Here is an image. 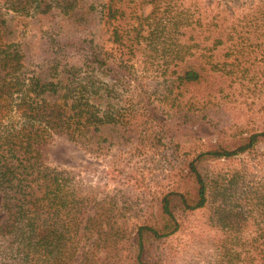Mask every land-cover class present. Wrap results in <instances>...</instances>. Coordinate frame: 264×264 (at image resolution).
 <instances>
[{"label": "trees", "instance_id": "16d2710c", "mask_svg": "<svg viewBox=\"0 0 264 264\" xmlns=\"http://www.w3.org/2000/svg\"><path fill=\"white\" fill-rule=\"evenodd\" d=\"M0 200V264H264V0H0Z\"/></svg>", "mask_w": 264, "mask_h": 264}, {"label": "rangeland", "instance_id": "374dc122", "mask_svg": "<svg viewBox=\"0 0 264 264\" xmlns=\"http://www.w3.org/2000/svg\"><path fill=\"white\" fill-rule=\"evenodd\" d=\"M256 93L258 94L257 90ZM257 94L250 93L246 88L237 94L238 112L241 121L251 124L260 115V107L257 102ZM44 157L49 164L63 166L70 169H84L86 166L94 164V159L80 145L70 141L67 137L55 139L43 147ZM115 149L113 153L115 154ZM7 213L3 210L0 200V224L6 218ZM202 213L193 214L186 222L184 230L174 237V243H179L181 253L188 257L194 255V225L202 220Z\"/></svg>", "mask_w": 264, "mask_h": 264}]
</instances>
